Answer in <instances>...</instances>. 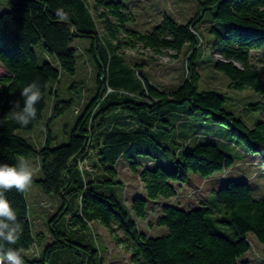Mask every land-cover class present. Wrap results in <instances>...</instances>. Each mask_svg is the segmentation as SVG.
<instances>
[{
    "label": "trees",
    "instance_id": "obj_1",
    "mask_svg": "<svg viewBox=\"0 0 264 264\" xmlns=\"http://www.w3.org/2000/svg\"><path fill=\"white\" fill-rule=\"evenodd\" d=\"M126 1H95L93 11L103 35L86 0H8L11 8L0 11V63L7 70L0 77V162L40 157L43 176L33 180L62 200L51 219L52 242L39 257L29 258L25 252L36 239L26 194L15 189L6 193L23 225L16 247L23 250L25 264H58L62 251L76 254V264H101L99 250L82 234L90 223L98 222L124 245L132 264H249L244 259L251 249L247 234L254 233L264 243V197H255L247 180H230L214 188V199L196 207L162 203L156 219L167 228L162 234L147 235L137 219L147 217L150 202L175 196L177 186L187 183L191 173L210 177L234 165L236 158L213 138L189 133L192 130L187 129L198 121L227 126L233 148L242 144V149L259 156L264 167V81L251 61L252 50L264 49V0H202L200 11L187 22L179 23L165 13L160 23L144 32L129 27L133 16ZM205 22L215 69L229 78L230 88L251 89L259 95L245 109L260 114L253 126L226 108L221 92L199 87L200 27ZM78 37L90 41L97 63L96 91L76 118L68 140L54 144L49 123L74 101L59 98L53 84L63 72L75 74L76 51L71 43ZM40 42L54 61H39L35 45ZM139 46L178 53L188 46V76L170 90L154 85L124 57V49ZM32 82L39 85L42 99L36 105L37 118L21 127L6 114L14 101L23 106L21 89ZM50 96L54 104L47 137L36 148L17 131L34 128ZM176 130L177 139L172 140ZM170 159L173 167L168 169L163 162ZM125 161L134 171L140 167L144 187V194H135L130 204L113 188L124 187L117 176ZM93 170L100 173L93 176Z\"/></svg>",
    "mask_w": 264,
    "mask_h": 264
},
{
    "label": "rangeland",
    "instance_id": "obj_2",
    "mask_svg": "<svg viewBox=\"0 0 264 264\" xmlns=\"http://www.w3.org/2000/svg\"><path fill=\"white\" fill-rule=\"evenodd\" d=\"M89 6L94 10L96 0H86ZM202 0H127L128 11L133 16V20L129 22V27L135 28L142 32L152 29L160 23L163 14L171 15L177 22L185 23L200 11ZM11 5L8 0H0V11L10 9ZM95 11V10H94ZM93 11L97 19V31L100 35L104 34V28L96 13ZM208 23L205 22L200 27L203 34L201 47V56L197 66L200 73L199 87L201 90H217L225 95L226 108L235 112V114L245 120H248L250 126L254 125V120L260 117L258 113H249L245 110L250 102L257 101L259 95L251 89L243 91L234 90L229 87V78L221 71L214 67V59L211 55V36L207 30ZM71 46L76 51V72L70 74L63 72L60 80L53 84L56 88L59 98L72 99L73 106L59 115L49 123V117L52 112L54 98L50 96L47 100V106L43 111L42 118L39 119L32 130H18L17 132L35 145L41 148L47 137L46 127L49 123L52 142L54 144L68 140L69 132L76 121V118L95 94L97 66L94 56L91 54L89 39L78 37ZM35 50L40 62L44 58L54 61V58L43 49V42L35 45ZM190 48L185 47L183 51L178 53L173 49H166L162 52H156L152 49L144 47L126 48L124 49V57L127 63L135 68L138 74H144L154 85L170 90L178 86L187 76L186 61L190 53ZM214 57L220 58L219 54ZM252 64L258 69L261 79L264 81V49L251 51ZM7 70L0 63V77L6 74ZM124 119L130 120L124 112L121 113ZM189 133L199 132L206 135L221 145V147L230 155L236 158L233 166L222 172L216 173L210 177H203L200 174L191 173L190 179L183 186H177V194L169 199L159 198L150 202L148 206L147 217L145 219H137L139 229L147 235L155 236L167 231L166 226H159L156 223L157 216L161 213V204L170 202L184 208L196 207L202 202L214 199L212 190L226 184L230 180L244 181L247 180L253 190L255 197H264V167L261 165L259 156L248 153L241 147L233 148L229 142L232 138L229 128L225 125L213 123L211 121H198L187 130ZM172 140L177 139V130L173 132ZM170 142L174 148L176 146ZM256 155V156H255ZM126 155L123 156L126 159ZM26 158L34 167V178L43 176L41 172L40 157L29 155ZM163 162L166 168L171 169V162ZM90 166H92L90 162ZM83 167L84 166L83 164ZM91 168H87V170ZM139 171H134L128 166V162H122L118 168L117 178L122 181L124 187L119 184L113 185V188L120 198H124L130 204L131 198L135 194H144L143 183L139 176ZM93 176L100 173L93 170ZM29 206V215L32 222L33 233L36 239L35 245L26 255L29 258L39 257L44 251L46 245L53 240L51 232V219L62 206L61 198L56 194H49L33 180L29 190L25 192ZM122 236L121 232H118ZM85 241H90L93 246L99 250L101 256V264H132L130 253L124 245L118 244L111 236L109 231L98 222L89 224L87 230L82 231ZM251 249L244 255V259L249 264H264V243L260 242L254 233L247 234ZM61 262L58 264H76L77 257L74 253L62 251L60 253ZM25 264V263H24Z\"/></svg>",
    "mask_w": 264,
    "mask_h": 264
},
{
    "label": "clouds",
    "instance_id": "obj_3",
    "mask_svg": "<svg viewBox=\"0 0 264 264\" xmlns=\"http://www.w3.org/2000/svg\"><path fill=\"white\" fill-rule=\"evenodd\" d=\"M23 106L12 102L6 114L21 127H27L37 118L36 105L42 99V92L36 82L21 89ZM34 177L33 165L23 156L17 157L15 164L0 162V264H24L23 250L16 247L23 234V225L6 193L15 189L23 193L29 190ZM7 245V247H5Z\"/></svg>",
    "mask_w": 264,
    "mask_h": 264
},
{
    "label": "built area",
    "instance_id": "obj_4",
    "mask_svg": "<svg viewBox=\"0 0 264 264\" xmlns=\"http://www.w3.org/2000/svg\"><path fill=\"white\" fill-rule=\"evenodd\" d=\"M112 89L109 88V91H111Z\"/></svg>",
    "mask_w": 264,
    "mask_h": 264
}]
</instances>
